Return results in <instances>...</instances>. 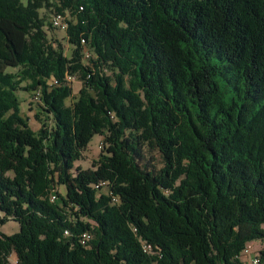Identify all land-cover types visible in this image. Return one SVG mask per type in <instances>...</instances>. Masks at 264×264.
I'll use <instances>...</instances> for the list:
<instances>
[{
  "label": "trees",
  "instance_id": "16d2710c",
  "mask_svg": "<svg viewBox=\"0 0 264 264\" xmlns=\"http://www.w3.org/2000/svg\"><path fill=\"white\" fill-rule=\"evenodd\" d=\"M9 219L0 264H242L264 240V0H0Z\"/></svg>",
  "mask_w": 264,
  "mask_h": 264
},
{
  "label": "rangeland",
  "instance_id": "374dc122",
  "mask_svg": "<svg viewBox=\"0 0 264 264\" xmlns=\"http://www.w3.org/2000/svg\"><path fill=\"white\" fill-rule=\"evenodd\" d=\"M43 14H46L45 10L42 11ZM47 19L51 18V15L47 13ZM49 35L52 38H56L61 40L63 45L65 46L67 51H70V45L66 39L65 31L63 29H49ZM26 83H23L25 85ZM72 87L74 94L78 93V90L81 87V82L77 79L72 80ZM17 96L21 101V111L24 116L29 117V124L34 130H38L40 127V122L36 120L35 115L40 114L44 118V115L41 113V109L38 107L37 100L35 99L32 92L27 91H18ZM104 137L99 134H95L91 141L89 142L86 150L83 153V157L80 161L76 162V166H80L82 168H88L92 166L93 160L97 159L102 151ZM59 190L63 192V188L60 187ZM20 226L19 223L14 220H7L5 223L0 224V231L6 234H13L19 231ZM251 249L254 252H259L262 248H264V240H255L250 243ZM16 264V263H13Z\"/></svg>",
  "mask_w": 264,
  "mask_h": 264
},
{
  "label": "built area",
  "instance_id": "2783aa9c",
  "mask_svg": "<svg viewBox=\"0 0 264 264\" xmlns=\"http://www.w3.org/2000/svg\"><path fill=\"white\" fill-rule=\"evenodd\" d=\"M62 18L63 17L61 15H55L52 19V22L55 26L59 27L60 29H65L66 24L63 23ZM87 56H89V54H87ZM68 79L70 81L75 80V78L72 76H68ZM35 99L38 101L39 97L37 96L35 97ZM104 184L105 183L102 182L99 185H96V187L103 186ZM52 198L55 199L56 195H53ZM90 238H91L90 234L84 233L82 235L81 242L85 244ZM141 243L144 252L148 254L160 255V252L150 242L146 240H142ZM241 259H242V264H261V259L258 252L252 251L250 244L242 252Z\"/></svg>",
  "mask_w": 264,
  "mask_h": 264
},
{
  "label": "crops",
  "instance_id": "0c3cea01",
  "mask_svg": "<svg viewBox=\"0 0 264 264\" xmlns=\"http://www.w3.org/2000/svg\"><path fill=\"white\" fill-rule=\"evenodd\" d=\"M11 262H12V263H16V262H17V258H16V255H15V254H13V255L11 256Z\"/></svg>",
  "mask_w": 264,
  "mask_h": 264
}]
</instances>
